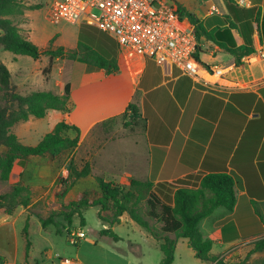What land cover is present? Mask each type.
Listing matches in <instances>:
<instances>
[{
	"label": "crops",
	"instance_id": "0c3cea01",
	"mask_svg": "<svg viewBox=\"0 0 264 264\" xmlns=\"http://www.w3.org/2000/svg\"><path fill=\"white\" fill-rule=\"evenodd\" d=\"M171 1L178 8L179 5L187 8L209 34L197 36L199 63L203 68L221 66L227 72L225 76L219 78L202 69L199 78H193L177 66L166 69L152 59L134 57L128 61L113 36L83 24H68L60 29L57 45L65 47L66 52L77 50L84 28L93 34L95 49L106 52L116 61V73L109 74L105 69L75 61L70 80L60 76L56 68L47 80L46 56L35 60L0 47V61L10 70L14 85L23 95L45 90L61 94L72 83L70 109L52 110L46 118L52 116L77 126L80 146L89 137L96 142L95 136L105 131V125L126 114L131 104L140 106L142 120L138 126L116 127L106 144L94 143L91 147L92 163L98 165L106 180L130 184L133 179L150 180L155 174L156 182L174 184L184 178L197 182L192 177L209 173L230 174L238 197L235 210L220 208L200 225L204 237L214 241L212 253L226 261L264 239V212L260 214L253 204L264 205V0ZM36 11L27 10L24 18L18 20L19 26L41 50H46V43L54 38L46 41V34H36ZM183 18L184 25L194 29L189 17ZM251 42L256 54L244 57L243 64L237 66L236 57L229 49L248 46ZM149 61L157 69L146 80ZM78 65L82 66L79 74L76 73ZM167 95L176 104H184L175 126L169 123L168 106L163 107L167 108L164 111L160 106ZM149 110L155 113L158 122L152 120ZM75 111L80 114L73 117ZM19 163L15 172L23 173ZM30 207H19L12 214L0 209L2 264H161L160 242L146 230L143 236L148 242L131 239L125 242L121 236L118 242L98 239V235L87 239L86 234L85 239L74 245L69 234L58 235L56 230L50 226L44 228L42 224L39 231L46 238V246L38 258L34 255V218ZM28 220L32 247L27 258L24 229ZM129 221L133 220L126 214L121 224ZM102 227L101 230L108 229L109 225L103 223ZM113 229L116 232V226ZM234 248L239 250L233 252ZM153 249L154 255L150 252ZM175 259L174 264L177 260L180 264H215L196 258L187 239L178 240Z\"/></svg>",
	"mask_w": 264,
	"mask_h": 264
},
{
	"label": "trees",
	"instance_id": "16d2710c",
	"mask_svg": "<svg viewBox=\"0 0 264 264\" xmlns=\"http://www.w3.org/2000/svg\"><path fill=\"white\" fill-rule=\"evenodd\" d=\"M41 7L38 4H27L26 0H0V47L14 55L28 56L35 60L43 56H48L50 60L70 57L83 65L105 69L109 74L118 71L116 61L107 56L106 52L95 49L97 44L93 34L84 28L80 33L77 50L66 52L63 47L57 50H53L52 47L41 50L23 33L18 22L24 18L27 10H39ZM178 12L182 18L185 15L189 17L198 37L203 34L209 35L202 23L187 8L179 5ZM229 51L236 57L237 66L243 64L244 57L256 54L252 42L248 46ZM197 60L199 61V57ZM81 70L82 66L78 65L76 73L79 74ZM71 90L72 83H68L61 94L45 90L23 95L17 91L10 70L0 61V181L11 179L19 161L29 162L34 157L48 156L56 159L78 148L80 129L65 122L57 123L55 128L35 146L25 145L13 132L16 124L28 121L31 117L44 119L52 110L68 111ZM127 114H130L128 126L132 124V127H136L140 124L142 113L138 104H131L124 115ZM70 131H76L78 136L69 137L67 133ZM68 171V177L59 176L57 179V186L63 189L57 194L59 198H66L80 179L92 176V166L89 162L79 169L72 159ZM155 179L156 176L153 174L150 180L133 179L129 186H126L101 176L96 177L95 189L82 192L76 200L63 202L62 210L53 211L46 218L40 216V222L44 228L55 226L58 235H68L77 217L81 219L84 227L86 220L83 212L91 207H99L98 217L103 223L108 224L109 228L101 230L98 239L121 241L122 238L113 228L121 224L122 217L127 214L160 242L163 253L161 264H174L179 239H187L196 258L201 261L224 264L220 256L212 253L214 241L204 237L200 225L220 208L235 210L238 197L234 178L228 173L219 172L199 178L192 177L197 179V182L184 178L171 184L156 182ZM32 197L33 190L30 187L18 184L11 193L0 195V209L12 214L18 207L30 206ZM253 204L256 206L257 203ZM30 227L28 220L24 229L27 258L32 247ZM253 253H264V239L255 243L249 254Z\"/></svg>",
	"mask_w": 264,
	"mask_h": 264
},
{
	"label": "rangeland",
	"instance_id": "374dc122",
	"mask_svg": "<svg viewBox=\"0 0 264 264\" xmlns=\"http://www.w3.org/2000/svg\"><path fill=\"white\" fill-rule=\"evenodd\" d=\"M56 1L58 0H26V3L28 4H38L42 6L35 12L36 34H46V41L54 38L53 43H46V49L52 47L53 50H57L61 47L57 45V41L59 39L57 34L59 33L60 29L69 26L68 24L63 22L60 24H53L50 21L49 12ZM83 25L85 27H90L89 25ZM9 54L10 56H14L11 53ZM74 65L75 61L73 59H70V57H60L54 60H50V58L46 56V71L44 72V75L48 80L51 71L56 68L60 73V76L69 77L74 70ZM156 69L157 65L153 61H149L146 80L152 74H154ZM68 79L70 80V77ZM170 86L171 85H169V87ZM17 91L20 93L19 90ZM168 98V95L165 96L160 106L162 108L166 105L168 106V109L166 108V110L165 108H163V111L166 110L167 113L169 112V123L175 126L177 121L182 116V110L180 108L181 106H184V104L178 105L173 102V100ZM79 114L80 112L75 111L73 117H76ZM148 114L154 122H158L153 111L149 110ZM59 122V120H56L52 116L46 118L45 120L34 118L32 120L16 124L13 128V132L19 136L21 141L37 145L40 139L48 134ZM128 124H130V114H127V116L123 115L118 119L110 122V124H106L104 127L106 128L105 131H102V133L97 137L95 136L96 142L93 141L92 137H89L87 141H83L81 146L79 144V149L77 148L73 152L68 151L56 159L52 158L51 156L34 157L29 162H20L19 164L21 168L24 169L23 173L21 171L15 172V174L12 175L13 177H11L9 181H0V195L11 193L13 191V188L18 184H21L25 187H30L33 190V197L29 211L31 217L34 218L32 231L33 239L35 241L34 255L36 257H41V250L46 246V238L42 237L40 234L39 229L41 228V223L37 219V217L43 216L46 218L53 211L62 210L63 202L76 200L82 192L95 189L97 186L96 177L101 176L107 179V177L102 174L101 169L98 167V165L94 166V164L92 163L91 155L93 154L91 151V147L94 143L96 145L97 143H100L102 145L106 144L109 139L110 133H112L116 127H124L125 129L135 128V126L132 127V124L130 126H128ZM109 129L111 132L107 133ZM67 135L71 138H75L78 136V133L76 131H70L69 133H67ZM72 159H74L75 165L79 169H82L83 165L86 162H91L93 165L92 176L85 179H80L66 198H59L57 194L60 193L63 189L57 186V179L59 176L68 177V166ZM120 184L129 186L128 183ZM255 207L260 214L264 212V205L257 203ZM99 210V207H91L83 212L84 218L86 220V226L84 227L82 226L81 219L79 217L75 219L74 224L77 225L76 227H81L84 229L87 234V239H95L97 235L99 236V230L103 228V222L98 217ZM132 224L133 221H129L116 225L117 234L121 236L125 242H127L129 239L133 241L137 240L138 242H148L143 236L144 232H147L142 229L137 223H134V225ZM205 226L206 225L203 224L204 230L206 231ZM50 228L52 230H56V227L53 225L50 226ZM181 242L183 241L181 240ZM252 247L254 248V244H252ZM253 248H248L247 251L235 258L226 261L223 260L224 264H264V253H253L251 255L249 254L253 250ZM238 250L239 248H234L233 252H237ZM154 251V249L150 251L152 255H154ZM178 262L179 260H177L176 264H180Z\"/></svg>",
	"mask_w": 264,
	"mask_h": 264
},
{
	"label": "built area",
	"instance_id": "2783aa9c",
	"mask_svg": "<svg viewBox=\"0 0 264 264\" xmlns=\"http://www.w3.org/2000/svg\"><path fill=\"white\" fill-rule=\"evenodd\" d=\"M49 19L53 24H87L107 32L128 61L152 59L166 69L177 66L193 78H199L202 69L219 78L227 73L218 65L202 67L196 57L199 42L195 30L184 25L171 0H58ZM85 238L83 228L70 230L72 244Z\"/></svg>",
	"mask_w": 264,
	"mask_h": 264
}]
</instances>
